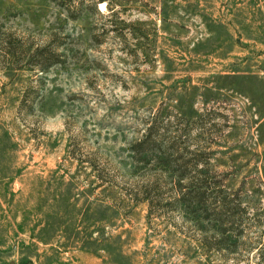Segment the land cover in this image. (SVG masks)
<instances>
[{"label":"rangeland","instance_id":"obj_1","mask_svg":"<svg viewBox=\"0 0 264 264\" xmlns=\"http://www.w3.org/2000/svg\"><path fill=\"white\" fill-rule=\"evenodd\" d=\"M61 1L0 0V264H264V0Z\"/></svg>","mask_w":264,"mask_h":264},{"label":"trees","instance_id":"obj_2","mask_svg":"<svg viewBox=\"0 0 264 264\" xmlns=\"http://www.w3.org/2000/svg\"><path fill=\"white\" fill-rule=\"evenodd\" d=\"M60 4H63L61 0H57ZM102 1V0H100ZM5 45H9V41H5L4 42ZM9 52L13 53L11 50L7 49ZM38 49L34 50V53H37ZM43 57V56H41ZM45 60L43 59V62ZM40 67H43L42 64H39ZM151 128H148V131H150ZM153 139L152 143H157L155 144V147L158 148V151L156 150V148H153L152 146H148V140ZM162 140H158L157 137L153 138L152 134H150L149 132L144 134V137L142 139H140L134 146V150L136 148V152L139 153L140 155L144 154L145 156L151 154L150 152L152 151V153H156L157 152V156L156 157H160L159 160L166 163V167L172 165L173 160L170 159L171 157L167 154V152L169 151V145H167V142H165V149H162V144H161ZM145 144H147V146H145ZM138 147V148H137ZM161 148V149H160ZM160 149V150H159ZM160 155V156H159ZM179 168L181 169V167L179 166ZM178 168V169H179ZM185 174V170H182L179 174L176 175V181L177 183H180L181 179H184L186 176ZM189 179V178H188ZM201 186V185H199ZM197 186L192 187L191 189H195ZM200 189L202 187H199ZM152 189V188H150ZM190 189V190H191ZM197 190L194 193L189 192L188 195L193 194V196L190 199H187V195L185 196L184 192H181V194H179L177 197H175V200L177 202H180L182 205V208H190L192 211L197 212L199 211V207H201V203L203 201V195L201 193V191ZM202 190V189H201ZM148 190H146V194L145 197L142 198L144 201L148 202L149 207L151 208L153 205V198H151V196L149 195V192H147ZM212 209V208H211ZM211 212H213L214 210H210Z\"/></svg>","mask_w":264,"mask_h":264}]
</instances>
